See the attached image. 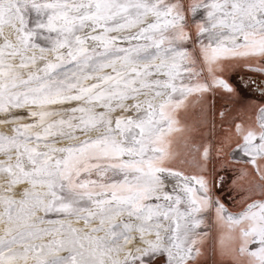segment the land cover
<instances>
[{
    "label": "snow or ice",
    "instance_id": "1",
    "mask_svg": "<svg viewBox=\"0 0 264 264\" xmlns=\"http://www.w3.org/2000/svg\"><path fill=\"white\" fill-rule=\"evenodd\" d=\"M0 264H264V0H0Z\"/></svg>",
    "mask_w": 264,
    "mask_h": 264
},
{
    "label": "flooded vegetation",
    "instance_id": "2",
    "mask_svg": "<svg viewBox=\"0 0 264 264\" xmlns=\"http://www.w3.org/2000/svg\"><path fill=\"white\" fill-rule=\"evenodd\" d=\"M236 68H237V67H236ZM240 69L245 70V71H239V72L246 73V74L243 75V76H245V77L253 76V77L259 79L260 74H258V73H253V72H249V70H248L247 68H245V67H240ZM235 71L237 72L238 70L236 69ZM235 71L233 72V74L236 73ZM239 78H240V77H237V80H238ZM249 94H250V96H252L254 99H253V101H247V102H258V101H259L260 97H259V94H258V93H253V92H251V90H249Z\"/></svg>",
    "mask_w": 264,
    "mask_h": 264
},
{
    "label": "rangeland",
    "instance_id": "3",
    "mask_svg": "<svg viewBox=\"0 0 264 264\" xmlns=\"http://www.w3.org/2000/svg\"><path fill=\"white\" fill-rule=\"evenodd\" d=\"M236 69L238 70L237 72L235 71ZM234 71H235L236 73L233 74ZM239 71H245V70L240 69V67H237V68H233V69H231L229 74L232 75V76H235L236 78H237V77H243L244 80H247L248 77L243 76V75H245L246 73L239 72ZM249 95H250V94H249ZM246 102H247V101H246ZM218 103H219V101H218Z\"/></svg>",
    "mask_w": 264,
    "mask_h": 264
},
{
    "label": "crops",
    "instance_id": "4",
    "mask_svg": "<svg viewBox=\"0 0 264 264\" xmlns=\"http://www.w3.org/2000/svg\"><path fill=\"white\" fill-rule=\"evenodd\" d=\"M221 195L225 198V201L231 205L232 202V196H230L226 191L221 193Z\"/></svg>",
    "mask_w": 264,
    "mask_h": 264
}]
</instances>
